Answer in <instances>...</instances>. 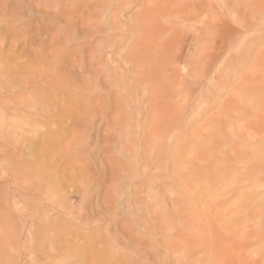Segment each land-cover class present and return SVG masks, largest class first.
I'll use <instances>...</instances> for the list:
<instances>
[{
  "label": "rangeland",
  "instance_id": "374dc122",
  "mask_svg": "<svg viewBox=\"0 0 264 264\" xmlns=\"http://www.w3.org/2000/svg\"><path fill=\"white\" fill-rule=\"evenodd\" d=\"M0 201V264H264V0H0Z\"/></svg>",
  "mask_w": 264,
  "mask_h": 264
},
{
  "label": "bare ground",
  "instance_id": "6f19581e",
  "mask_svg": "<svg viewBox=\"0 0 264 264\" xmlns=\"http://www.w3.org/2000/svg\"><path fill=\"white\" fill-rule=\"evenodd\" d=\"M180 150L181 151H178L176 154H175V156H174V160L175 161H177V160H179L180 159V157L182 156V154H183V151H182V149L180 148ZM170 161V160H169ZM180 162V161H179ZM182 163V162H181ZM178 168V167H177ZM197 171V170H196ZM194 171H191V172H189V173H187V175H186V178H187V184L188 185H185V187H187V188H189L191 191H195V190H197V188L200 186V185H202L203 184V182L200 184L196 179H195V177H194V173H193ZM202 173V172H201ZM205 175V174H204ZM200 181H202V180H200ZM199 183V184H198ZM205 184V183H204ZM203 186V185H202ZM202 186H200V187H202ZM204 187V186H203ZM192 192V193H193ZM197 192V191H196ZM198 192H200L201 193V191L199 190ZM199 193V194H200ZM190 194V193H189ZM188 194V195H189ZM185 195H186V193H185ZM193 196V195H192ZM206 197V196H205ZM199 198V197H198ZM1 202V201H0ZM2 206V205H1ZM1 211V210H0ZM1 233V232H0Z\"/></svg>",
  "mask_w": 264,
  "mask_h": 264
}]
</instances>
